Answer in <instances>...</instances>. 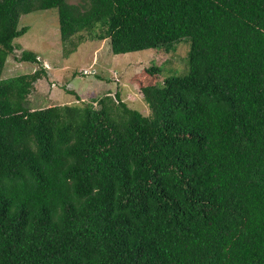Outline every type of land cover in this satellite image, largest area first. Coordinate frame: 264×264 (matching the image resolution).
<instances>
[{"label": "trees", "instance_id": "trees-1", "mask_svg": "<svg viewBox=\"0 0 264 264\" xmlns=\"http://www.w3.org/2000/svg\"><path fill=\"white\" fill-rule=\"evenodd\" d=\"M72 1L0 0V264H264V0ZM49 9L73 52L188 39V72L131 79L148 116L117 92L31 109L46 70L1 76Z\"/></svg>", "mask_w": 264, "mask_h": 264}, {"label": "rangeland", "instance_id": "rangeland-1", "mask_svg": "<svg viewBox=\"0 0 264 264\" xmlns=\"http://www.w3.org/2000/svg\"><path fill=\"white\" fill-rule=\"evenodd\" d=\"M22 27H27L28 31L13 41L17 50L7 57L1 77L29 74L40 68L46 70V76L34 83V90L27 98L26 105L31 109L88 102L106 93L114 99L117 92L128 108L148 116L150 110L131 79L150 66L159 69L160 83L165 78L188 72V39L172 44L165 51L151 49L113 55L107 40L79 43L73 52L77 38L66 44L61 42L56 9L22 15L18 28ZM23 51L35 54L38 64L20 62ZM67 52H71L68 57ZM85 71L89 75H83ZM71 91L78 100L69 93Z\"/></svg>", "mask_w": 264, "mask_h": 264}, {"label": "built area", "instance_id": "built-area-1", "mask_svg": "<svg viewBox=\"0 0 264 264\" xmlns=\"http://www.w3.org/2000/svg\"><path fill=\"white\" fill-rule=\"evenodd\" d=\"M83 75H89V73L87 71L83 72Z\"/></svg>", "mask_w": 264, "mask_h": 264}, {"label": "crops", "instance_id": "crops-1", "mask_svg": "<svg viewBox=\"0 0 264 264\" xmlns=\"http://www.w3.org/2000/svg\"><path fill=\"white\" fill-rule=\"evenodd\" d=\"M32 92H33V91H32ZM32 92H31V93H32ZM30 95H31V94H30ZM30 95H29V96H30Z\"/></svg>", "mask_w": 264, "mask_h": 264}]
</instances>
